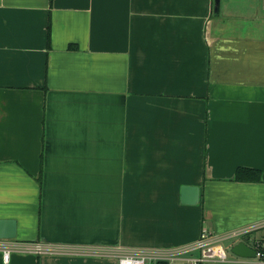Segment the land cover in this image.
<instances>
[{
    "label": "crops",
    "instance_id": "0c3cea01",
    "mask_svg": "<svg viewBox=\"0 0 264 264\" xmlns=\"http://www.w3.org/2000/svg\"><path fill=\"white\" fill-rule=\"evenodd\" d=\"M214 6L0 0V220L17 221L14 239L169 248L264 221V0Z\"/></svg>",
    "mask_w": 264,
    "mask_h": 264
},
{
    "label": "built area",
    "instance_id": "2783aa9c",
    "mask_svg": "<svg viewBox=\"0 0 264 264\" xmlns=\"http://www.w3.org/2000/svg\"><path fill=\"white\" fill-rule=\"evenodd\" d=\"M264 228V221L245 225L226 232H214L203 229L199 237L183 245L169 248L123 247L120 245L81 244L53 242L46 240L23 241L14 238H0V252L7 263L13 253H35L71 256H115L118 264H146L158 261L180 260L185 264H202L207 260H228L230 249L225 245L228 240H243L248 236V244L256 250L258 261L264 262V235L258 237L252 233ZM231 245V244H230ZM229 245V246H230Z\"/></svg>",
    "mask_w": 264,
    "mask_h": 264
},
{
    "label": "water",
    "instance_id": "95a60500",
    "mask_svg": "<svg viewBox=\"0 0 264 264\" xmlns=\"http://www.w3.org/2000/svg\"><path fill=\"white\" fill-rule=\"evenodd\" d=\"M221 0H215L214 9L219 13ZM181 201L183 203L197 204L200 200V188L197 185H183L181 189ZM17 221L13 218H3L0 220V238H16ZM247 240L248 236L243 240H238L230 245V252L241 257H255L256 250L251 247Z\"/></svg>",
    "mask_w": 264,
    "mask_h": 264
},
{
    "label": "trees",
    "instance_id": "16d2710c",
    "mask_svg": "<svg viewBox=\"0 0 264 264\" xmlns=\"http://www.w3.org/2000/svg\"><path fill=\"white\" fill-rule=\"evenodd\" d=\"M237 178L239 179H252V180H258L260 178V172L254 169H248L240 167L237 170L236 173ZM156 264H169L168 261H158Z\"/></svg>",
    "mask_w": 264,
    "mask_h": 264
},
{
    "label": "rangeland",
    "instance_id": "374dc122",
    "mask_svg": "<svg viewBox=\"0 0 264 264\" xmlns=\"http://www.w3.org/2000/svg\"><path fill=\"white\" fill-rule=\"evenodd\" d=\"M230 11V10H228ZM230 241V240H229ZM232 242H235L236 240H231ZM231 243L230 242H225V245L226 247L229 249L230 248V245ZM173 264H184V262H181V261H175Z\"/></svg>",
    "mask_w": 264,
    "mask_h": 264
}]
</instances>
